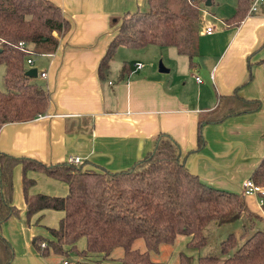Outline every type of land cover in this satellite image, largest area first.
<instances>
[{"label": "crops", "instance_id": "crops-1", "mask_svg": "<svg viewBox=\"0 0 264 264\" xmlns=\"http://www.w3.org/2000/svg\"><path fill=\"white\" fill-rule=\"evenodd\" d=\"M52 1L70 27L61 34L55 31L56 50L35 54L29 67L37 68L44 80L41 85L50 93L48 108L32 120L4 124L0 151L48 164L78 156L85 168L119 171L142 159L158 136L167 133L187 154L192 172L210 185L242 193L244 181L264 157V0L237 24L226 22L235 13L237 0H217V12L205 8L194 63L174 47H161L171 57L169 71L163 72L155 59L145 63L136 54L145 48L120 46L105 79L99 75V64L118 29L116 20L147 0ZM208 26L214 27L212 33H207ZM137 62L143 66L137 68ZM127 63L130 71L124 74ZM237 88L246 98L260 99L261 108L205 124L206 144L197 149L199 115L216 106L220 93ZM27 175L35 179L29 194L64 196L69 191L67 182L45 172L28 170ZM13 180L14 203L21 216L3 225L15 251L10 264H54L51 252L45 255L35 248L33 237L50 235L48 227H57L65 213L47 208L29 220L22 164L15 166ZM245 198L248 216L264 211L259 194ZM78 244L82 249L86 240Z\"/></svg>", "mask_w": 264, "mask_h": 264}, {"label": "trees", "instance_id": "trees-1", "mask_svg": "<svg viewBox=\"0 0 264 264\" xmlns=\"http://www.w3.org/2000/svg\"><path fill=\"white\" fill-rule=\"evenodd\" d=\"M207 1L147 0V9L139 7L124 13L116 20L118 29L100 61V77L108 76L120 46L174 47L194 63L199 56L202 13L209 7ZM211 2L212 6L217 0ZM251 4L252 0H237L235 13L226 22L242 21ZM69 27L68 18L52 0H0V64L6 67V90L0 89V129L8 122L32 120L49 105V91L26 73V53L16 47L18 42L33 44L35 54L54 52L59 44L54 32L61 34ZM129 71L127 63L122 72ZM261 105L260 99L241 95L239 88L229 94L220 93L216 106L199 115L197 149L206 144L205 124L258 111ZM186 157L179 143L167 133L158 136L155 147L142 159L119 171L85 168L84 161L79 165L69 161L48 164L0 151V264H10L15 255L3 225L21 216V209L14 203L13 171L18 164H22L28 219L47 208L65 213L57 227H48L50 235L33 237L35 248L45 255L54 252L67 256L76 251L84 257L106 258L121 247L123 254L118 259L123 264H165L152 256L160 252L162 244H173L178 236L188 235L191 238L187 246L199 248L206 244L205 230L211 222L222 225L240 220L244 231L241 236L230 233L221 242L223 256L202 255L193 262L189 254L181 251L180 264H264V226L256 228V222L243 219V213L250 212L245 195L208 184L188 168ZM28 170L42 171L67 182L68 193L29 194L35 179L28 177ZM251 178L264 186V157ZM82 238L86 245L80 249L78 242ZM138 238L144 239L146 250L134 247Z\"/></svg>", "mask_w": 264, "mask_h": 264}, {"label": "rangeland", "instance_id": "rangeland-1", "mask_svg": "<svg viewBox=\"0 0 264 264\" xmlns=\"http://www.w3.org/2000/svg\"><path fill=\"white\" fill-rule=\"evenodd\" d=\"M221 1V0H219ZM226 3V2H225ZM143 10L148 8V4L145 3L141 6ZM218 8V4L216 3L213 7L209 6L208 9L211 11H216ZM207 17L209 16V20H214L211 14H206ZM116 28V27H115ZM145 50H142V52L136 53L141 57L142 62H148V60H151L152 58L155 59L156 67L160 66V63L163 62V64L166 67L168 66V63H171V57L167 53L168 50H163L161 47L157 45H148L144 47ZM172 49H174L172 47ZM134 54V55H136ZM26 66L29 68L32 66V64L26 63ZM5 65L0 64V89L6 90L5 82H4V74H5ZM41 67H39V70ZM39 77H34L35 80L43 84L44 86V80L38 75ZM264 208V206H263ZM244 214V213H243ZM246 214V213H245ZM260 215V218L259 216ZM263 217V218H261ZM244 219L246 221H253L256 222V228L259 226H264V211H262L261 214H248L244 215ZM245 222V221H244ZM243 221H236L233 223H227V224H216L215 222H211L208 227L205 230V234L207 236L206 244L199 248H189L187 246L188 241L190 240L191 236L188 235H181L178 236L176 241L173 244H162L160 252L153 253L152 256L156 260L163 261L165 264H180V257L179 254L181 251H184L185 253L189 254L191 256V260L193 262H196L198 258L202 255H219L223 256L221 252V242L227 238V236L230 233H236L237 235L241 236V233H243ZM241 241V240H240ZM134 247L138 248L142 251L146 250V244L144 239L138 238L135 243ZM123 254V248L119 247L115 249L114 253H112L111 256H108L106 258H103L102 256H91V257H84L80 253L73 251L67 256L65 254L61 253H50V257L52 258V261L54 264H59L64 260V258H68L71 264H123L121 259L118 257Z\"/></svg>", "mask_w": 264, "mask_h": 264}, {"label": "built area", "instance_id": "built-area-1", "mask_svg": "<svg viewBox=\"0 0 264 264\" xmlns=\"http://www.w3.org/2000/svg\"><path fill=\"white\" fill-rule=\"evenodd\" d=\"M262 2V0H252V4L250 7V12L253 13L257 10L259 4ZM207 33H212L214 31L213 26H208L206 28ZM21 51L26 53V61L28 64H33V56L35 55L33 44L27 43L25 41L18 42L17 46ZM137 68H141L143 66L142 62H137L136 64ZM41 75L43 77L47 76V73L45 71L41 72ZM197 79L201 80L200 77H197ZM44 113L39 114L38 116L43 115ZM68 161L71 163H75L76 165L82 164V159L78 156L75 157H69ZM243 195H252V194H259L260 195V202L261 204H264V186L257 184L252 178H248L243 183V189H242ZM46 244L43 243V246ZM60 264H71L70 261L66 258L62 261Z\"/></svg>", "mask_w": 264, "mask_h": 264}, {"label": "water", "instance_id": "water-1", "mask_svg": "<svg viewBox=\"0 0 264 264\" xmlns=\"http://www.w3.org/2000/svg\"><path fill=\"white\" fill-rule=\"evenodd\" d=\"M211 0H208L207 2H206V5H208V6H210L211 5ZM159 70L160 71H163V72H167V71H169V68L168 67H166L164 64H163V62H161L160 63V66H159ZM28 75H31V76H34V77H36L37 75H38V71H37V68H29L28 70H27V72H26Z\"/></svg>", "mask_w": 264, "mask_h": 264}]
</instances>
